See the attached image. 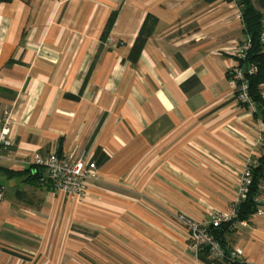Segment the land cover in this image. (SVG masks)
<instances>
[{
	"label": "crops",
	"instance_id": "0c3cea01",
	"mask_svg": "<svg viewBox=\"0 0 264 264\" xmlns=\"http://www.w3.org/2000/svg\"><path fill=\"white\" fill-rule=\"evenodd\" d=\"M246 40L234 0L0 3V264H206L180 217L227 211L264 135L229 77ZM50 153L95 164L81 202L31 164ZM258 202L225 234L245 264H264V184Z\"/></svg>",
	"mask_w": 264,
	"mask_h": 264
},
{
	"label": "built area",
	"instance_id": "2783aa9c",
	"mask_svg": "<svg viewBox=\"0 0 264 264\" xmlns=\"http://www.w3.org/2000/svg\"><path fill=\"white\" fill-rule=\"evenodd\" d=\"M260 41L264 42V24L260 34ZM249 48L250 42L247 39L233 50L232 56L235 60V66L231 69L229 76L234 85V98L236 102L240 105H247L253 111L254 105L248 96V83L245 80L244 72L247 71L248 74H251L255 72V69L242 70L238 66V61L245 58ZM9 123V115L7 112H4L0 115V154L2 151L9 152L13 145L9 137ZM257 145L264 152V135L260 136ZM251 160L252 158L244 166L236 197L227 211L210 212L205 224H194L180 217L188 232V249L192 254L197 255L200 249L206 248L209 257L213 260H221L223 258L224 251L221 245L210 234L208 228L209 226L217 228L222 223H228L236 217L238 206L247 195L251 185V174L248 166ZM31 164L44 169L47 183H49L53 193L64 197L70 202H81L84 199L87 184L95 180L97 176L95 164L89 160H85L83 156L70 160L56 153H50L45 156L34 154L31 157ZM3 197V190L0 187V202H2ZM256 213L260 215L262 212L258 210ZM244 223L245 221L237 225ZM231 257L239 258V254L237 252L231 253Z\"/></svg>",
	"mask_w": 264,
	"mask_h": 264
},
{
	"label": "trees",
	"instance_id": "16d2710c",
	"mask_svg": "<svg viewBox=\"0 0 264 264\" xmlns=\"http://www.w3.org/2000/svg\"><path fill=\"white\" fill-rule=\"evenodd\" d=\"M11 1L12 0H0V3H10ZM205 1L207 3H213L217 0ZM234 1L240 11L243 31L250 42V48L246 52L245 58L238 61V66L242 70H248L249 68L255 69V72L251 74L245 71L244 77L248 83V96L251 103L254 105L253 116L259 118L264 123V117L260 113L264 111V99L262 97L264 87V42L260 41V34L264 24V0ZM148 36L149 33L142 27L129 53V59L132 63L138 59ZM244 106L248 107L245 104ZM258 150L259 157L252 158L248 165L251 174V185L247 195L238 206L236 217L228 223H222L217 228L211 226L208 228L210 234L221 245L224 255L221 260H213L209 257L206 248L200 249L198 252V259L206 264H245L240 258L231 257V252L225 247L224 239L225 234L233 231L236 227L235 225L249 220L261 209L258 198L260 195V188H262L264 184V152H262L260 147H258ZM30 179L31 178H28L25 182L36 185L40 184L42 181L41 175L35 176L33 180ZM47 186L48 189L52 191L49 183H47Z\"/></svg>",
	"mask_w": 264,
	"mask_h": 264
},
{
	"label": "water",
	"instance_id": "95a60500",
	"mask_svg": "<svg viewBox=\"0 0 264 264\" xmlns=\"http://www.w3.org/2000/svg\"><path fill=\"white\" fill-rule=\"evenodd\" d=\"M259 111H260V110H259ZM260 113H261V115L264 117V111H261Z\"/></svg>",
	"mask_w": 264,
	"mask_h": 264
},
{
	"label": "rangeland",
	"instance_id": "374dc122",
	"mask_svg": "<svg viewBox=\"0 0 264 264\" xmlns=\"http://www.w3.org/2000/svg\"><path fill=\"white\" fill-rule=\"evenodd\" d=\"M89 235H90V236H93V233H90ZM94 235H95V234H94Z\"/></svg>",
	"mask_w": 264,
	"mask_h": 264
}]
</instances>
